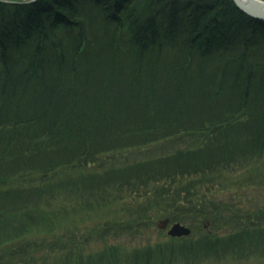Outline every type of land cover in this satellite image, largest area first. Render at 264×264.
Masks as SVG:
<instances>
[{
	"label": "trees",
	"instance_id": "1",
	"mask_svg": "<svg viewBox=\"0 0 264 264\" xmlns=\"http://www.w3.org/2000/svg\"><path fill=\"white\" fill-rule=\"evenodd\" d=\"M256 185L262 20L233 0H0V264L264 257ZM166 216L191 233L127 241Z\"/></svg>",
	"mask_w": 264,
	"mask_h": 264
},
{
	"label": "rangeland",
	"instance_id": "2",
	"mask_svg": "<svg viewBox=\"0 0 264 264\" xmlns=\"http://www.w3.org/2000/svg\"><path fill=\"white\" fill-rule=\"evenodd\" d=\"M262 1H264V0H262ZM193 143H194V141L191 138H189L188 136H186L185 139L184 138H180V137L179 138L178 137H175V139H172V140H169V141H166V142L164 141V142L154 143L152 145L154 148L152 146H150V145L147 146V147L150 148V149L153 148V150H166V151H168V150H172L175 147H187V146L192 145ZM143 155H144V153H142V152H139V153H134L133 152V154L132 155H129V157L130 158H133V157L139 158V157H142ZM248 164H251L252 165L253 162L251 161V162H248L247 164H243L241 166L240 170H242L244 168H247L248 167L247 166ZM245 196L247 197L248 200H254L255 203H256V205L261 206L263 208V206H264V186L256 185L255 187L250 188V192H248L247 194H245ZM159 219H162V217H155V218H153L152 219L153 222H152V224L150 225L149 228H147L143 232H141L139 234V236L137 238H135L134 240H127V241H130V244H134V243L141 242V241L143 242L145 240L154 241V240H162V239H165L167 237L166 229H161L157 225V222L159 221ZM170 222H176V221H172L170 219ZM204 223H205V221H203V224ZM207 223L208 222L205 223L206 225L204 224V228L205 229L208 228ZM169 224H168V226H169ZM184 236H187V235H184ZM94 246H95V244L92 245L90 243V247L89 248H93ZM35 251H38V252H35ZM35 251L32 252V253H36V256H33L34 257L33 260H35V259L41 260L43 258H45L46 262L47 261H50L51 262V261L54 260L55 252L48 251L47 247H41V248H39V249H37ZM58 252L59 253H63L64 250H60ZM45 254H48V255L45 256ZM202 263L203 264H264V257H262V256H256V257H251V258H248V259H243L241 261H237V260H226V259H221V260L208 259V260H205Z\"/></svg>",
	"mask_w": 264,
	"mask_h": 264
},
{
	"label": "water",
	"instance_id": "3",
	"mask_svg": "<svg viewBox=\"0 0 264 264\" xmlns=\"http://www.w3.org/2000/svg\"><path fill=\"white\" fill-rule=\"evenodd\" d=\"M33 1V0H29ZM235 4L247 15L262 20L264 22V1L262 0H234ZM170 218L165 217L162 219H159L157 222V225L160 228H165L169 222ZM168 234L171 236H183L188 235L191 232V229L176 221L173 222L169 229L167 230Z\"/></svg>",
	"mask_w": 264,
	"mask_h": 264
}]
</instances>
